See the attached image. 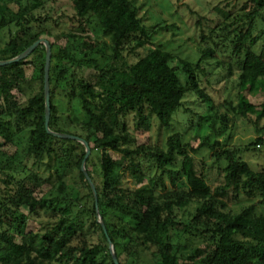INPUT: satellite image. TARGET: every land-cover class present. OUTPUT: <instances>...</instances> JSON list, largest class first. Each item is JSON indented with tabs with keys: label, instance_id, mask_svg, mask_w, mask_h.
<instances>
[{
	"label": "trees",
	"instance_id": "16d2710c",
	"mask_svg": "<svg viewBox=\"0 0 264 264\" xmlns=\"http://www.w3.org/2000/svg\"><path fill=\"white\" fill-rule=\"evenodd\" d=\"M71 2L82 30L95 23L110 43L90 35L52 36L37 29V24L48 21L36 13L45 0H0V31L16 27L0 47V59L20 54L40 38L50 41L49 126L88 141L91 154L85 166L97 189L98 206L82 170L85 145L46 129V48L41 44L28 58L0 65V136L4 139L0 173L4 170L11 185L0 195V264H115L108 237L120 264H264V210L260 213L251 204L232 213L225 200L231 190L236 194L244 190L259 197L264 207V170L253 169L238 150H219L218 140H205L194 148L175 132L160 147L140 141L136 134L149 131L155 118L171 126L189 91L211 100L196 75L207 58H223L229 68L230 60L239 58V101L233 108L247 119L264 118V52L255 47L261 39L255 35L259 25L264 34V0L246 1L203 33L196 65L179 60L184 82L169 51L148 47L151 38L134 0ZM61 38L68 43L59 44ZM130 44L133 51L147 47L134 62L125 53ZM29 64L33 66L30 79L25 69ZM28 89L31 95L22 102L15 91ZM245 91L261 98L259 106ZM58 94L63 101L77 102L82 117L61 112L55 102ZM130 115L133 129L128 124ZM73 124L75 128L70 127ZM25 134L26 141L22 140ZM5 144L10 150H2ZM204 147L226 162L224 182L215 188L196 166L194 154ZM44 184L49 189L39 194ZM181 211L188 213L187 219L179 217ZM30 221L39 228L29 229ZM92 228L103 246L93 244L88 236ZM190 235L203 243L192 245Z\"/></svg>",
	"mask_w": 264,
	"mask_h": 264
},
{
	"label": "rangeland",
	"instance_id": "374dc122",
	"mask_svg": "<svg viewBox=\"0 0 264 264\" xmlns=\"http://www.w3.org/2000/svg\"><path fill=\"white\" fill-rule=\"evenodd\" d=\"M246 1L248 0H134L139 9V16L147 26L151 38V44H148V47L156 46L169 51L174 56L172 65L176 68L183 82L186 81V75L179 60L191 62L195 66L200 59L203 33H208L217 21L225 17L227 12L238 10ZM36 13L48 19L42 25L37 24V29L49 31L52 36L66 32L90 35L94 40L110 43L109 38L103 35L95 23H89L85 30H82V22L79 21L77 11L71 0H45L44 6ZM260 29L261 25L255 31V35L261 38L255 47L258 52H264V34H260ZM15 33L16 27L14 26L1 30L0 47L4 46ZM52 36L51 40L54 39ZM73 42L78 43L75 40ZM58 43L66 45L68 41L66 38H61ZM133 46L134 44L127 46L125 52L130 62L136 61L147 51V47L135 48L133 51L130 49ZM106 52H109V49H106ZM235 58L230 60L231 68H229V62H224L223 58L202 60L200 68L196 70V75L201 89L211 97V100L205 101L206 99L199 97V94L189 91L184 98L182 108L174 116L171 126L165 127L155 118L149 131L136 132L139 140L165 147L168 137L175 132L182 133L184 141L190 142L194 148L205 140L209 143L218 140L222 143V146L218 148L219 150L223 148L238 150L241 157L253 169L264 170V118L257 121L254 115L252 119H247L238 116L233 108L238 104L240 92L237 85L240 62H238L239 58ZM25 69L30 79L33 73L32 64L27 65ZM89 72L86 70L84 74L88 75ZM15 93L23 102L31 95V90H17ZM244 94L251 102L259 106L261 98L258 95H251L248 91H245ZM55 102L61 112H65L72 118H75L76 115H78L76 118L82 117L77 102L63 101L60 94L55 97ZM210 106H212L211 109ZM224 115H226V120L223 118ZM128 124L131 129L134 128V120L131 115L128 118ZM70 127L75 128L74 124ZM259 139H263V142ZM22 140L26 141V134ZM2 142L4 139L0 136V144ZM2 150H10L9 144L2 146ZM109 153L114 158L119 157L115 151H109ZM194 156L198 170L204 175L210 186L215 188L224 182L223 169L226 164L224 158L216 159L213 151L207 147L201 148ZM94 161L98 163L97 156L94 157ZM45 172V174H49V171ZM7 181L8 177L3 170L0 173V195H4L11 186L6 183ZM144 182L147 183L148 181L145 180ZM166 183L172 187L167 178ZM48 189L49 184H44L39 189V194H43ZM225 200L228 203L227 210L232 213H239L251 204H255L260 213L264 210L260 198L249 196L244 190H240L238 194L231 190ZM185 212H179V217L182 220L188 217V213ZM101 220L102 218L99 216V221ZM30 222L29 229L31 227L39 228L38 224L33 221ZM90 231L88 236L93 238V244L103 246L99 234L94 232L93 228ZM85 232H88V229ZM254 232L258 234L259 230L254 229ZM189 241L195 246L203 243L200 237L194 235H190ZM101 251L103 256H107L105 248H101Z\"/></svg>",
	"mask_w": 264,
	"mask_h": 264
},
{
	"label": "water",
	"instance_id": "95a60500",
	"mask_svg": "<svg viewBox=\"0 0 264 264\" xmlns=\"http://www.w3.org/2000/svg\"><path fill=\"white\" fill-rule=\"evenodd\" d=\"M41 44L45 45L46 48V57H45V70H44V93H45V103H46V115H45V125H46V129L50 134H53L55 136L58 137H63V138H72V139H76L79 140L80 142H82L85 147H86V156L85 159L83 161L82 164V170L84 172V174L86 175L92 189L95 195V199H96V203L98 206V195H97V189L96 186L94 184V182L92 181L85 163H86V159L90 156L91 154V148L90 145L88 143L87 140H85L84 138H81L79 136L76 135H72V134H67V133H60V132H56L54 130H52L49 126V121H50V114H51V105H50V68H51V61H52V46L50 41L47 38H40L38 40H36L33 44H31L28 48H26L23 52H21L20 54L12 57V58H8V59H0V65H8L11 64L13 62H18L20 60H23L25 58H28L34 51L35 49L40 46ZM98 211V208H97ZM99 212V211H98ZM100 214V213H99ZM101 217V215H99ZM102 218V217H101ZM100 223L102 224L105 233L107 234V229H106V225L103 221V219L100 221ZM109 243H110V250L113 256V260L115 262V264H120L114 249V245L112 243V241L110 240V238L108 237Z\"/></svg>",
	"mask_w": 264,
	"mask_h": 264
}]
</instances>
